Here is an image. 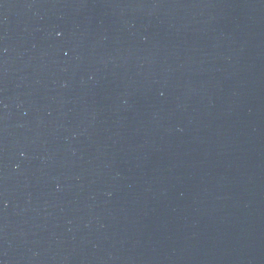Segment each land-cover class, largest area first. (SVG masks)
Instances as JSON below:
<instances>
[{"label":"water","instance_id":"obj_1","mask_svg":"<svg viewBox=\"0 0 264 264\" xmlns=\"http://www.w3.org/2000/svg\"><path fill=\"white\" fill-rule=\"evenodd\" d=\"M0 264H264V0H0Z\"/></svg>","mask_w":264,"mask_h":264}]
</instances>
